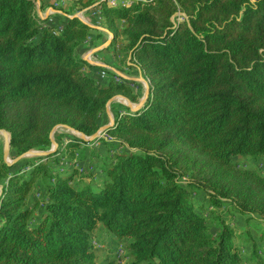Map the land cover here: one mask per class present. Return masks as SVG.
<instances>
[{
  "label": "trees",
  "instance_id": "trees-1",
  "mask_svg": "<svg viewBox=\"0 0 264 264\" xmlns=\"http://www.w3.org/2000/svg\"><path fill=\"white\" fill-rule=\"evenodd\" d=\"M67 1L60 25L47 26L35 0H0V132L14 158L48 152L57 128L92 137L116 96L139 103L114 72L85 73L92 65L77 53L92 28L77 12L99 9L107 49L120 37V67L150 92L137 110L112 107L114 140H100L106 156L91 155L96 182L94 169L76 166L93 142L69 133L65 148L25 160V171L0 158V264H115L118 246L126 264H264L248 230L237 245L241 234L218 216L211 232L192 201L203 194L246 223L258 216L264 243V176L233 161H264V0ZM99 227L113 247L102 261Z\"/></svg>",
  "mask_w": 264,
  "mask_h": 264
},
{
  "label": "rangeland",
  "instance_id": "rangeland-1",
  "mask_svg": "<svg viewBox=\"0 0 264 264\" xmlns=\"http://www.w3.org/2000/svg\"><path fill=\"white\" fill-rule=\"evenodd\" d=\"M36 15H37V8H36ZM87 17L94 26H100V24L97 23V20L94 19L95 16L93 14L88 15ZM184 17L185 16H183V14L176 13L173 15L172 21L177 22V23H181V22H183ZM98 35H99L98 37L103 36V34H101V33H98ZM110 42H111V40H110ZM122 42H123L122 39L120 37H118V39L116 40V42L112 48L107 49V50L104 49L105 50L104 54L111 57L112 59L116 58L117 56L119 57V59H121L120 48H121ZM103 44L98 43L97 47L103 46ZM101 52H103V49ZM109 57H107V60L109 59ZM121 65H123V64L121 63ZM143 81L146 84V80L144 79ZM127 85H128V83H127ZM135 95L139 99V97H138L139 94L138 95L135 94ZM140 96H142V95L140 94ZM122 102L125 104H123ZM110 104L111 105H109L107 108L109 110H112L113 109L112 107H114V106H122V107H125L128 109H131L130 107L135 105L133 103H130L126 99L119 97V96L114 97ZM126 105H130V107H127ZM118 111L120 114L125 113L124 110H121V109ZM105 115H106V113L101 117L99 131L101 129H103L104 125L107 126L109 124L107 121L108 119H107V117H105ZM112 119L113 120L115 119V115L113 116ZM64 133H69L71 135H75L74 133H72L71 131H68V130L54 129V131L51 134L52 146L50 148V150L54 149L53 153H55V151L58 149L59 146H61L62 148H65L66 144L69 142L68 138H63V139L60 138V136ZM4 146H5V139H4L3 135H0V158H2V159H3V153H4ZM59 151L61 152V149H59ZM33 153H37V152H33ZM85 154H86L85 157H84V153L81 156L84 157L86 160H84V162L78 163L76 166L78 168H82L83 173L87 174L88 171L91 169H94L96 164H97V161L94 160L91 157V155H96V156L101 155V157H104L107 155V148L104 145L100 144L98 141V143H96L94 145L93 144L89 145L85 150ZM32 157H35V156H26L22 159L15 161L16 159L14 158L12 153L9 151L8 161L10 163L15 161L12 163L13 165H15V169H17V170L23 169V171H25L28 169V168H25V165H24L25 160L30 159ZM233 161H234V163L238 164V166H240L242 168H246V169L253 168L256 170L257 173L264 176V161L261 159L252 160V159L235 158V159H233ZM65 164L68 165L67 163H65ZM92 173L95 176V180H94L95 182L101 179L102 175L99 173V171L94 169L92 171ZM37 199H38V192H37V189H34L32 194L30 195L28 201H29V203H32V202L36 201ZM192 201L197 206V209L200 210V212L203 209V211H204L203 213H205L206 222H207V224L209 226V230L211 232H213V233L216 232V227H215L216 224H214L216 222L215 218L220 216L221 218H223L227 223H229L234 228L236 235L241 234L240 235L241 238L234 239V242L237 245H239V243L241 241H243L244 238L247 237V235H245L244 231L248 230V233H247V234H249L248 237L250 236L252 239L256 240L258 247H260L261 249L264 248V243L258 242L259 233L261 232L262 227H263L261 219L258 216L255 217L254 220L250 221L249 223H246L243 218H241L239 216H232L231 214H229V212H226L225 208H221V209L211 208L209 206V203L207 202V199L205 198V196L203 194L194 195L192 197ZM199 206H201L202 208H200ZM94 234L95 235L93 236V241H95L97 244L100 245V249H96V250L93 249V251L99 257L98 258L99 261H102L103 258L105 257V255H108L111 253L113 247H111L110 241L108 240V237H107L105 230L103 228L99 227L98 230ZM98 246H96V247H98ZM250 251H251L250 247L247 246V247L243 248L242 255H248ZM126 263H128L127 258L125 259L124 257L123 258H117L116 257V263L115 264H126Z\"/></svg>",
  "mask_w": 264,
  "mask_h": 264
},
{
  "label": "crops",
  "instance_id": "crops-1",
  "mask_svg": "<svg viewBox=\"0 0 264 264\" xmlns=\"http://www.w3.org/2000/svg\"><path fill=\"white\" fill-rule=\"evenodd\" d=\"M55 1L56 0H40L41 5L39 6V9H37V15H40V13L42 15H44L43 20H47L45 25H47V24H50L51 26H59L60 25L59 18L57 19L54 16L46 14V12L52 7L53 2H55ZM67 5H68V1L66 0V3H65L64 7H67ZM86 12H88L87 13L88 15L93 14L95 16L94 19H97V16L99 17V15H98L99 14V9L98 8L92 9V10H87ZM99 24H100V26L91 27L92 30L89 33L86 42L81 47H79V50H78V53H77L78 56L82 59L84 54H86L88 52H91L95 61L100 62L104 66L109 67L112 70L116 71L117 73L116 72L115 73L117 75H119V77H121V79L123 80L124 83H126V84L128 83L129 86L133 85L134 93L137 94V95L139 94L138 97H139V102H140L143 99V97L145 95V90H146V89H144L143 83H142V80L144 78L135 69L134 70L126 69L124 67L121 68L120 65H119V62H118V59H119L118 56L116 58L112 59L111 57H109V56L104 54V51L107 50V47L109 45L108 40L111 39L112 35H111V32H109L107 30V28L102 23H99ZM47 26H49V25H47ZM98 33L103 34V36L102 37H98L99 36ZM98 43H101V44L104 43L103 46L106 45V48H105V50L103 49V52H101L102 50H98V49H101L103 47V46L97 47ZM107 57H109L108 60H107ZM93 67L94 66L86 67L84 69V71H85L86 74H88V75H90V76H92L94 78H97L98 77V71L100 69L96 68V67L93 68ZM117 69L122 71V73L117 71ZM140 94L142 96H140ZM123 104H125V103H123ZM114 115H116V111L115 110H113V109L109 110L108 109L106 111L105 117H107L108 123H110V121H111V119L113 118ZM105 126L106 125H104L103 128Z\"/></svg>",
  "mask_w": 264,
  "mask_h": 264
},
{
  "label": "built area",
  "instance_id": "built-area-1",
  "mask_svg": "<svg viewBox=\"0 0 264 264\" xmlns=\"http://www.w3.org/2000/svg\"><path fill=\"white\" fill-rule=\"evenodd\" d=\"M101 2H104L108 7L111 8H115L118 6H130L133 3H148L151 0H100ZM65 3L66 0H56L55 2H53L52 7L46 12V14L51 15V16H55V15H62V10L60 9H65ZM41 5L40 0H35V7L37 9H39V6ZM87 10L84 11H80L77 12L74 16L80 20L82 23H84L85 25L89 26V27H94V25L90 22V20L88 19V12H86ZM99 15V14H98ZM73 16V17H74ZM38 17L43 20L44 15H42L40 13V15H38ZM71 17V16H69ZM97 23H101L100 18L97 16ZM59 29H61V27H59ZM83 60H85L87 63H89L90 65L94 66L96 65V67H100L101 69L98 71V77L97 79L99 80H104V79H108V72H114V70H112L109 67L104 66L102 63L97 62L94 60V57L92 55L91 52H88L86 54H84V56L82 57ZM129 65H131L129 63ZM144 78V77H143ZM145 79V78H144ZM143 79V80H144ZM112 80L115 83H124L123 80L121 78H119V75L117 76V74L115 73V76L112 77ZM142 80L143 83V87L144 89L146 88L148 81L146 80V84L145 82ZM131 88H133V85H130ZM134 89V88H133ZM136 107V104L132 106V109L134 110ZM132 110V111H133ZM57 130H59V128H57ZM77 137H79L77 134H75ZM90 138H86V140H84L85 142H93V145L98 143L101 144L100 140H106V141H113L114 139L110 136H108L106 134V132L104 131H99L97 137L94 140H89ZM92 145V144H91ZM92 245H93V249H100V245L97 244L95 241H92ZM99 245V246H98ZM98 246V247H96ZM122 249V250H121ZM117 258H123L124 256V249L121 246H118L117 248V252H116Z\"/></svg>",
  "mask_w": 264,
  "mask_h": 264
},
{
  "label": "water",
  "instance_id": "water-1",
  "mask_svg": "<svg viewBox=\"0 0 264 264\" xmlns=\"http://www.w3.org/2000/svg\"><path fill=\"white\" fill-rule=\"evenodd\" d=\"M74 17H75V16H74ZM75 18H76V17H75ZM111 38H112V37H111ZM110 40H111V39H109L108 43L110 42ZM105 48H106V46H104L103 48L98 49V50H102V49H105ZM94 67H96V65H94ZM145 89H146V90H145V95H144L143 99H142V100L136 105V107H135L134 110H137V109L143 107V104H144L146 98H147L148 95H149L150 87L147 85ZM126 106H127V107H130V105H126ZM130 108H131V110H133L132 107H130ZM107 110H108V109H107ZM134 110H133V111H134ZM113 121H114V120L111 119L110 123H109L107 126H105L103 129H101L100 131H104V132H106V131H107V130L113 125ZM67 130H68V131H71L72 133H74L71 129H68V128H67ZM0 135H3V137H4V139H5V146H4V153H3V161H4V163H6L7 165H11L13 162H15V161H17V160H19V159H22V158H24V157H26V156H35V157L39 156V157H46L47 155L53 153V150H54V149H52V150H50V151H48V152H38V153L29 152V153H27L26 155H23V156L17 158V159H16L15 161H13L12 163H10V162L8 161L9 143H10V137H9V134H8V133H5V132H0ZM97 135H98V132H97L96 134H94L92 137H90L89 140H94V139L97 137ZM78 136H79V138H80L81 140H83V141L86 140L85 137L80 136V135H78ZM1 194H2V188L0 187V196H1Z\"/></svg>",
  "mask_w": 264,
  "mask_h": 264
}]
</instances>
